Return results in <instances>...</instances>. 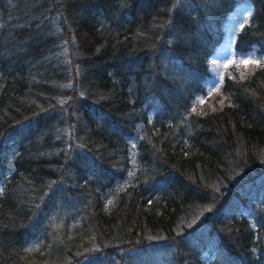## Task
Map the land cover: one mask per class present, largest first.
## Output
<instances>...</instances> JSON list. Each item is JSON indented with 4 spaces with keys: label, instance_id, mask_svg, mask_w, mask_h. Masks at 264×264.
Wrapping results in <instances>:
<instances>
[{
    "label": "trees",
    "instance_id": "trees-1",
    "mask_svg": "<svg viewBox=\"0 0 264 264\" xmlns=\"http://www.w3.org/2000/svg\"><path fill=\"white\" fill-rule=\"evenodd\" d=\"M0 264H264V0H0Z\"/></svg>",
    "mask_w": 264,
    "mask_h": 264
},
{
    "label": "rangeland",
    "instance_id": "rangeland-1",
    "mask_svg": "<svg viewBox=\"0 0 264 264\" xmlns=\"http://www.w3.org/2000/svg\"><path fill=\"white\" fill-rule=\"evenodd\" d=\"M252 11L251 8H248V6H237L232 11L230 17V21L225 25L226 26V33H225V41L222 43V46L217 51V53L212 57V62L214 63V67H212L213 74L212 78L208 81V88L210 92H213L216 90L220 85V80L218 78L222 74L223 66L226 64H229V62L236 61L235 58V49H234V41L237 36V33L239 32V29L241 28L242 22L247 18L248 14ZM251 14V13H250ZM248 58V59H247ZM252 61L249 59V57H244V59L240 62ZM257 61V60H255ZM251 64H246L247 66Z\"/></svg>",
    "mask_w": 264,
    "mask_h": 264
},
{
    "label": "snow or ice",
    "instance_id": "snow-or-ice-1",
    "mask_svg": "<svg viewBox=\"0 0 264 264\" xmlns=\"http://www.w3.org/2000/svg\"><path fill=\"white\" fill-rule=\"evenodd\" d=\"M250 62H251V63H256L257 65H259V63H260L259 61H247V60L244 61L245 64H248V63H250ZM193 110H194V109H193Z\"/></svg>",
    "mask_w": 264,
    "mask_h": 264
}]
</instances>
